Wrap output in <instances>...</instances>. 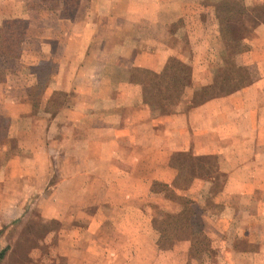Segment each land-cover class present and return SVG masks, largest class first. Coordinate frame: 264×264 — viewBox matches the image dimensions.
I'll return each mask as SVG.
<instances>
[{
	"label": "crops",
	"instance_id": "obj_1",
	"mask_svg": "<svg viewBox=\"0 0 264 264\" xmlns=\"http://www.w3.org/2000/svg\"><path fill=\"white\" fill-rule=\"evenodd\" d=\"M178 176L251 206L264 193V0H0V223L53 205L43 217L95 258L96 227L115 225L91 208L126 225L128 177L143 200ZM97 179L107 198L84 201Z\"/></svg>",
	"mask_w": 264,
	"mask_h": 264
},
{
	"label": "rangeland",
	"instance_id": "obj_2",
	"mask_svg": "<svg viewBox=\"0 0 264 264\" xmlns=\"http://www.w3.org/2000/svg\"><path fill=\"white\" fill-rule=\"evenodd\" d=\"M12 22L3 27L6 29L3 39L11 37L13 28H19ZM150 164L151 162L144 164L142 175L145 178L148 170L152 169ZM192 179L193 176H178L177 194L170 192L165 183L155 182L152 188L154 193L138 200L135 185L131 182L133 180L128 177L133 189L128 193L131 201L127 210H124L129 216L128 224L124 225L122 220L117 219L113 209L104 213L102 208L90 209L101 212V215L112 216L106 223L115 225L114 233L107 227L109 225L104 229L96 227L95 236L103 240L95 244V258H89L86 254L77 256L75 247H87V241L82 239L78 243L72 242L76 234L72 239L60 237L59 233L63 234L64 227L55 219L47 220L43 217L44 210L45 214L56 210L53 205L45 209L32 208L25 211L23 216V211L16 209L13 214L17 221L0 223V248L7 249L0 264H90L89 261L92 264H264V209L263 205L260 206L264 202L258 199L264 200V193L252 194L255 205L251 206L248 191L244 195L239 194L237 200L231 192H221L220 178L213 176L203 179V184L208 186L199 193L193 192L191 185L194 183L190 182ZM85 180L86 178H79L78 181L84 184L87 183ZM185 181L188 183L185 184ZM94 185L96 191L82 196L84 201H102L107 198L103 193V180L97 179ZM186 188L189 190L184 192ZM51 195L45 194L43 199H48ZM81 195L77 194L76 199H81ZM119 196L116 193L111 197L119 200ZM35 197L37 193L30 199ZM235 203L241 208L242 214L236 216L235 213L232 217L225 207ZM222 212H225V219L221 217ZM7 214V209H0V219L7 220ZM19 216L23 218L19 219ZM249 216L254 217L251 220ZM102 221V218L99 219L100 223ZM124 227L129 236H135L141 228L145 233L154 234L144 236V239L126 241L115 235V231L121 228L123 230ZM85 236L81 235L83 238ZM152 236H156V240H152ZM252 253L256 255L251 257Z\"/></svg>",
	"mask_w": 264,
	"mask_h": 264
},
{
	"label": "trees",
	"instance_id": "obj_3",
	"mask_svg": "<svg viewBox=\"0 0 264 264\" xmlns=\"http://www.w3.org/2000/svg\"><path fill=\"white\" fill-rule=\"evenodd\" d=\"M12 55H15L14 52H11ZM7 253V249H1L0 248V263L2 262V260L5 258Z\"/></svg>",
	"mask_w": 264,
	"mask_h": 264
}]
</instances>
